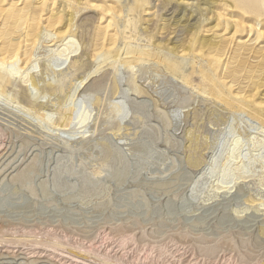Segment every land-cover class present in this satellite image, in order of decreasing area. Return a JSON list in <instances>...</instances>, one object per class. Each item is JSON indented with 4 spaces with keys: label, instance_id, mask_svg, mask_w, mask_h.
Here are the masks:
<instances>
[{
    "label": "rangeland",
    "instance_id": "1",
    "mask_svg": "<svg viewBox=\"0 0 264 264\" xmlns=\"http://www.w3.org/2000/svg\"><path fill=\"white\" fill-rule=\"evenodd\" d=\"M261 229L264 0H0V264H264Z\"/></svg>",
    "mask_w": 264,
    "mask_h": 264
},
{
    "label": "bare ground",
    "instance_id": "2",
    "mask_svg": "<svg viewBox=\"0 0 264 264\" xmlns=\"http://www.w3.org/2000/svg\"><path fill=\"white\" fill-rule=\"evenodd\" d=\"M10 228V227H9ZM262 230V232H264V229H261ZM228 240V239H227ZM226 240V241H227ZM199 241V240H198ZM233 242H235V241H229V242H221L219 245H217V246H214V248H211V250L212 251H215L216 252V250L219 248V249H226V250H230V251H235V252H238L239 250H240V248H246V250H251V246H249V243H246V242H244V241H239V243H237V244H235L234 245V243ZM236 243V242H235ZM262 245V244H261ZM198 246V245H197ZM196 247V246H195ZM209 249V248H208ZM207 249V250H208ZM216 249V250H215ZM218 249V250H219ZM199 250V249H198ZM242 250V249H241ZM211 251V252H212ZM201 252V251H200ZM224 252V251H223ZM240 253V252H239ZM244 255V254H243ZM246 257V256H245ZM244 257V258H245ZM248 257H249V254H248ZM256 258V257H255ZM242 260V259H241ZM236 261V260H235ZM251 263V262H250Z\"/></svg>",
    "mask_w": 264,
    "mask_h": 264
}]
</instances>
